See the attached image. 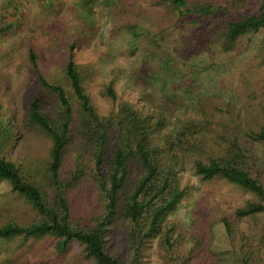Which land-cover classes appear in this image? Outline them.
<instances>
[{
  "label": "trees",
  "instance_id": "1",
  "mask_svg": "<svg viewBox=\"0 0 264 264\" xmlns=\"http://www.w3.org/2000/svg\"><path fill=\"white\" fill-rule=\"evenodd\" d=\"M99 1L110 0H84L83 5L93 12ZM225 3L233 12L250 6L255 12L210 31L207 44L223 52L234 49L240 37L264 31V0ZM159 4L175 19L172 25L189 14L211 17L217 10L209 1ZM9 28L0 26V32ZM69 49L63 74L76 104L61 83L37 73L41 88L55 96V105L43 110L38 93L25 110V124L46 141L42 151L12 156L15 124L0 116V183L31 211L25 220L0 209V264H23L24 255L34 256L46 241L59 254L77 244L87 264H142L155 240L159 264H199L204 252L220 264H264V170L256 154V147L264 145V85L258 100L262 118L254 124L242 120L232 103L213 97L197 95L189 104L182 102L184 111L176 115L166 101L147 93L139 106L118 101L111 82L103 94L118 103L102 112L86 89L73 45ZM27 57L38 71L32 48ZM135 167L138 173L130 183ZM188 168L201 181L224 179L250 194L235 215L263 219L258 243L227 218L215 223L219 232L212 230L209 241L168 219L187 193L183 175ZM85 188L93 191V208L83 201ZM119 228L124 250L112 249Z\"/></svg>",
  "mask_w": 264,
  "mask_h": 264
},
{
  "label": "rangeland",
  "instance_id": "2",
  "mask_svg": "<svg viewBox=\"0 0 264 264\" xmlns=\"http://www.w3.org/2000/svg\"><path fill=\"white\" fill-rule=\"evenodd\" d=\"M83 1L0 0V26L11 25L0 32V116L12 118L15 124L12 156L38 154L46 142L24 121L25 110L35 94H41L43 110L55 105V96L41 88L37 73L52 83H61L76 104L63 74L71 45L86 89L99 111L106 112L118 103L103 94L111 82L118 101L139 106L142 94L147 93L156 101H166L170 114L181 113L182 102L189 104L201 95L232 103L242 120L251 124L262 118L258 100L264 85V31L240 37L235 48L227 52L206 42L211 30L223 28L227 20L255 12L254 6L233 12L226 8L225 0H189L212 2L217 10L211 17L189 14L172 25L175 19L164 13L160 0L99 1L94 3L93 12L85 9ZM29 48L37 56L38 71L27 57ZM256 154L264 170V145L256 147ZM137 173L135 167L130 183ZM183 182L187 183V193L168 219L187 232L208 236L209 241L212 230L219 232L215 223L227 218L252 243L259 242L263 219L252 221L235 215V209L250 196L247 191L224 179L201 181L190 168ZM84 193L83 201L93 208L96 203L92 189L85 188ZM3 208L6 216L26 220L31 214L23 201L0 183V209ZM124 239L119 228L112 249L124 250ZM34 254H25L23 264L88 263L75 243L59 254L53 243L46 241ZM142 264H159L156 240ZM199 264L220 261L204 252Z\"/></svg>",
  "mask_w": 264,
  "mask_h": 264
}]
</instances>
